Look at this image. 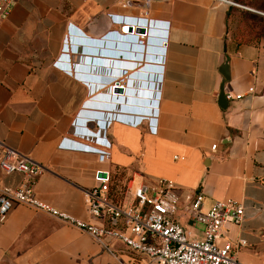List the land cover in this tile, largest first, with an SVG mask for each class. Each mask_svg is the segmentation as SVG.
<instances>
[{
    "label": "crops",
    "instance_id": "0c3cea01",
    "mask_svg": "<svg viewBox=\"0 0 264 264\" xmlns=\"http://www.w3.org/2000/svg\"><path fill=\"white\" fill-rule=\"evenodd\" d=\"M232 1L239 5L221 0H14L0 24V142L39 163L34 194L88 219L82 189L95 184L96 168L109 171L114 194L124 177L166 178L181 188L201 190L203 208L216 199L239 201L242 218L221 229L220 240L230 237L234 256L243 264H264V8L259 1ZM107 13L143 15L165 20L167 26L164 41L158 32V43L150 46L157 49L152 59L162 56L155 132L148 131L147 119L136 125L111 119L103 127L109 158L98 162L92 152L58 148L57 143L71 135L74 118L84 116L80 110L112 112L93 105L102 100L99 94L112 76L102 69L76 68L84 77L74 74L80 52L69 48L82 44L75 32L68 69L54 60L68 25L91 39L109 29L121 33ZM158 46H163L160 53ZM133 60H117L128 65L123 68L131 80L138 68L127 63ZM225 60L227 78L222 76ZM154 92L139 113L130 112L152 116ZM225 93L240 96L226 98ZM22 178L20 172L0 169V186H14ZM188 224L196 237L202 235L199 223ZM0 264L158 263L118 240L106 248L83 230L16 204L0 223Z\"/></svg>",
    "mask_w": 264,
    "mask_h": 264
},
{
    "label": "built area",
    "instance_id": "2783aa9c",
    "mask_svg": "<svg viewBox=\"0 0 264 264\" xmlns=\"http://www.w3.org/2000/svg\"><path fill=\"white\" fill-rule=\"evenodd\" d=\"M13 1L0 0V24L8 15ZM221 1L239 5L232 0ZM107 15L114 24H122L121 28L124 25L131 27L128 33L123 34L124 45L135 43L138 49L146 35L144 31L140 32L139 37H133V30L137 28L133 27L134 16L113 13ZM157 26L160 31L164 29L158 23ZM78 31L68 25L62 38L60 53L54 60L55 65L68 69L67 44L72 46V32L79 34ZM116 31L117 29L107 30L104 33L108 37L106 40L113 37ZM161 60L160 55L158 61ZM114 67L113 63L104 73L111 76V68ZM73 68L76 75L79 67L74 65ZM160 69L161 63L159 71ZM122 70L123 75H113L110 78L120 86L125 82L126 68ZM79 73L84 77L82 71ZM225 96L239 97L240 93H225ZM124 111L127 112L123 115L114 110L102 115L96 111L80 110L78 114L84 116L74 118L68 132L71 135L62 136L57 147L92 152L98 162H105L109 158V141L105 137L103 127L111 119L133 125L147 119L148 131L155 132L156 109L152 116L133 115L129 109ZM100 119H103L104 125ZM86 122L93 128L85 126ZM214 146L215 143H212L211 147ZM0 169L3 172L17 171L23 175L22 180L14 186H0V223L13 206L24 204L89 233L106 248L110 240H118L128 249L143 253L158 264H243L234 256L230 237L226 236L220 240L221 229L230 223L239 222L242 218L243 206L234 199H216L207 208H203L201 190L184 189L162 177H155L152 181L132 176L124 177L117 194H114L110 190L109 171L96 168L93 172L95 184L82 189L84 207L88 215V219H82L39 199L33 191L35 177L41 169L39 163L1 142ZM193 221L201 225L200 237L195 236L188 224Z\"/></svg>",
    "mask_w": 264,
    "mask_h": 264
},
{
    "label": "bare ground",
    "instance_id": "6f19581e",
    "mask_svg": "<svg viewBox=\"0 0 264 264\" xmlns=\"http://www.w3.org/2000/svg\"><path fill=\"white\" fill-rule=\"evenodd\" d=\"M132 23L134 24L133 27H137L139 25L145 27V35H146L145 36V40L143 41L142 44H139L138 49L136 50L137 54L131 55L126 50H121V49H119L118 51H121L122 54L127 55L128 57L130 56V58H132V59H135L133 61L127 62L128 64H130V67H132V68H136L137 67L136 63L139 60H144L146 62H144V66H141V67L137 68L133 72L132 80H131L130 74H128L127 70H126V73L124 75L125 82L122 84L124 92L123 93H117L118 95L117 96H113L111 98V100L114 101L115 99H117V100L120 99L119 100L120 103L117 106L119 108V107H121V106H119L120 104L122 106H124L125 105L124 103H126V102L123 101L122 98L126 97V99H128V100L130 99L129 97L136 98L135 96H133V94H130L132 91H135L137 93V98L134 99V100L135 101H139V102L138 103L135 102V104L132 103L134 105L131 108V111L139 113L140 112L139 110H142L143 106L145 104H147L148 99L152 98L151 95H150V92L152 90H154L155 91L154 92V94H155L154 95L155 96L154 105H152L150 103V104H148V106H150V105L154 106V111H155L157 97H158L157 93H158L159 76L155 77L153 72L156 71L157 74L159 73V64L158 65H154V64H150L147 61L158 62V63L160 62V61H158L159 57L152 59V56L150 54L152 53V51L153 52H155V51L157 52V49L155 47H154V49L153 48L151 49L150 46H151V43H154L155 40H157L156 39V34H158V32H161V31L158 29L157 21L154 18H151V17H147V16H143V15L134 16V19H133ZM121 25L122 24H119L118 30H121L122 32H127L128 33V31H129L128 25H124V26H122V28H121ZM125 29H127V31ZM122 32L121 33L119 32V34L123 36L124 33H122ZM139 35H140V32L136 28H134L133 37L137 38V37H139ZM103 41L106 42L107 40L105 39ZM135 41L138 42L137 39ZM155 43H158V42H155ZM68 45L69 44H67V48H68ZM157 48H159V50H160L159 53H160L162 46H158ZM148 49H149V52H148L149 56L146 55ZM160 55H161V53H160ZM114 62H115L114 63L115 67L111 68V69H113V70H111V72H112L111 76H113V75H118L119 76V74L117 73V70L118 71H119V69L122 70L123 66L126 65V67H128V65L126 63H118L117 60H114ZM138 64L140 65L141 61ZM120 74H122V72H120ZM127 79H128V82H131V83L134 82V83H136L137 86L136 87L135 86H132V87L131 86H127V82H126ZM125 86H126V88H125ZM108 106H111V105L108 104ZM124 108H128V107L124 106ZM103 110H109V112H111L112 110H114V111H124L123 109L122 110H120V109H116L115 110V109H109V108L107 109V107H103ZM121 115H123V114H121ZM133 115H136V114H133ZM137 116H144V115H142V113H141V115H137Z\"/></svg>",
    "mask_w": 264,
    "mask_h": 264
},
{
    "label": "water",
    "instance_id": "95a60500",
    "mask_svg": "<svg viewBox=\"0 0 264 264\" xmlns=\"http://www.w3.org/2000/svg\"><path fill=\"white\" fill-rule=\"evenodd\" d=\"M156 21L162 28H164L161 31V35H162V37H164L166 22L164 20H157V19H156ZM128 28H129V30L131 29L130 26H128ZM136 29L139 32L145 31V27L141 26V25L137 26ZM79 34L82 36V40H81L82 44H80L79 46L74 47V48L71 47L72 50L77 49L80 52L77 56V61L80 62L79 65H77L79 67V69L85 70L87 72L102 69V71L105 72L106 70H108L109 66H111L113 63H115L114 60H119V59H122V57L127 56V55L122 54L121 51H118L119 49L123 50L125 48V45L122 42H120L121 39L123 40V36L120 35L119 32H117V31L114 32V36H113V38L116 39L117 41L107 40L106 42L103 41L105 39H108L106 34H103L100 38H95V39H91V38L85 36L81 31L79 32ZM92 44H95V45H92ZM99 64H101L102 67ZM103 65H104V67H103ZM123 67H126V65ZM222 67H223L222 76L224 78H227L228 74L226 72V60L223 62ZM85 76L87 78H91L90 75L89 76L85 75ZM92 79H94V78H92ZM113 81L114 82L112 84H108L104 89H102L103 93L99 94L100 95L99 98L102 100L97 101L95 104H93L94 106L100 107V108L107 107V109L108 108L114 109L112 106H108V104L111 101V98L113 96H117L118 95L117 93H123L124 89L122 86L117 85V82L115 80H113ZM94 85L95 84H93V85L90 84L91 88L94 87ZM130 94H133V96H135L137 98V93L135 91H132ZM220 97L221 98L224 97V94L222 92H220ZM129 98H130L129 100L126 99V97H125V99L124 98H122V99L124 102H126V104L132 105V106L135 104V102L136 103L139 102V101H135L134 99H136V98H134V97H129ZM119 100L120 99H118V100L115 99L114 101H112V103L119 104L120 103ZM132 103H134V104H132ZM126 109H128V108H126ZM120 110H122V108ZM104 123H102V125H104Z\"/></svg>",
    "mask_w": 264,
    "mask_h": 264
},
{
    "label": "rangeland",
    "instance_id": "374dc122",
    "mask_svg": "<svg viewBox=\"0 0 264 264\" xmlns=\"http://www.w3.org/2000/svg\"><path fill=\"white\" fill-rule=\"evenodd\" d=\"M249 1L257 2L258 0H249ZM260 1H261V0H260ZM260 1H259V2H260ZM262 1H263V0H262ZM125 47L130 49V51L128 50L127 52H129L131 55L137 54V51H136V50H137V47H136V44H135V43H131L129 46H126V45H125ZM139 62H140V61H138V62L136 63L138 68L141 67V66H144V63H143L142 65H139V64H138ZM150 81H151V80H150ZM127 86H131V87H132V86H135V87H136L137 85H136V83H134V82H133V83L128 82V79H127ZM124 99H125V98H124ZM124 104H125L124 106H125V107L127 106L129 110H131V108L133 107V106L128 105V104H126V103H124ZM109 105H111L115 110H116V109H121V108L124 110V106H122L121 104L119 105V106H121V107H119V108L117 107L118 104H115V103H112V104H109ZM125 109H126V108H125ZM128 109H127V110H128Z\"/></svg>",
    "mask_w": 264,
    "mask_h": 264
},
{
    "label": "trees",
    "instance_id": "16d2710c",
    "mask_svg": "<svg viewBox=\"0 0 264 264\" xmlns=\"http://www.w3.org/2000/svg\"><path fill=\"white\" fill-rule=\"evenodd\" d=\"M258 1H260V0H258ZM256 3H257V2H256ZM259 4L264 8V0H263V1L261 0V1L259 2Z\"/></svg>",
    "mask_w": 264,
    "mask_h": 264
},
{
    "label": "snow or ice",
    "instance_id": "6c2138e0",
    "mask_svg": "<svg viewBox=\"0 0 264 264\" xmlns=\"http://www.w3.org/2000/svg\"><path fill=\"white\" fill-rule=\"evenodd\" d=\"M127 31V29H125Z\"/></svg>",
    "mask_w": 264,
    "mask_h": 264
}]
</instances>
